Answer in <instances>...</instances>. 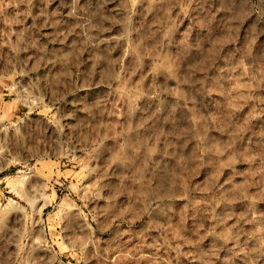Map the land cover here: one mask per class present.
<instances>
[{
  "label": "rangeland",
  "instance_id": "obj_1",
  "mask_svg": "<svg viewBox=\"0 0 264 264\" xmlns=\"http://www.w3.org/2000/svg\"><path fill=\"white\" fill-rule=\"evenodd\" d=\"M0 264H264V0H0Z\"/></svg>",
  "mask_w": 264,
  "mask_h": 264
}]
</instances>
